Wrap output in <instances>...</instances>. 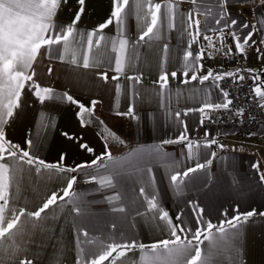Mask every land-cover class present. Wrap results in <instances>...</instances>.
Here are the masks:
<instances>
[{"label":"crops","instance_id":"1","mask_svg":"<svg viewBox=\"0 0 264 264\" xmlns=\"http://www.w3.org/2000/svg\"><path fill=\"white\" fill-rule=\"evenodd\" d=\"M152 2L163 3L164 0ZM179 7L182 12L187 13L193 5L190 0H181ZM112 8V0H86L85 13L78 24V29L87 32L96 28L108 18ZM76 9V0H68L59 11L57 21L70 23ZM227 10L239 20L251 25L255 24L257 16L264 12V6L260 5V0H251L245 5L229 4ZM199 18L203 27L205 18L203 15ZM149 22L150 16L145 17L143 12L137 15L134 9L126 18L125 35L129 39V45L124 54V73L117 81L111 80V76L115 75L114 71H109L107 83L99 78V74L108 68L109 60L114 61L115 53L112 51V38L116 35L114 26L103 30L105 39L101 41L99 47L93 44L91 51L88 52L90 67L87 69L82 67L83 50L78 51L77 60L80 62L78 64L70 63L71 55L65 56L64 61L49 60L46 55L37 57L33 64L36 72L34 79L42 87H52L57 94L67 91L86 107H91L92 100L100 101L92 114L101 118L111 133L119 138L108 136V148L113 159L119 162L117 167L126 168L127 173L119 178V182L113 178L112 185L100 188L97 182L85 183V177L79 173L61 174L55 170L44 169L37 173L26 164L20 166L12 162L9 171L8 204L0 225L6 226L7 220L12 216V209L17 210V214L21 208L26 212L37 210L53 191L65 186V180L61 177L68 175L78 177L74 190L86 201L93 203L90 204L86 218L77 217L73 206L63 202H58L59 207L50 206L46 213L41 214V218L21 217L17 226L19 231L13 230V235L8 239L0 238V264H18L19 260L27 259H31L33 264H77L80 248L94 246L77 244V225L81 226V232L88 231L89 238L97 245L100 242L103 244L119 242L121 234L125 237H134L145 245L163 239H174L170 236L166 223L159 220L158 209L147 208L139 193L141 186L145 187L146 194L157 195L174 222L176 212L183 208L186 223L193 226L191 210L187 207L189 200L198 201L205 208V218L211 219L214 223L223 219L220 215L223 209H228L229 215H233L231 209L236 204L240 205L241 212L253 208L257 212L264 211V185L259 184L258 176L251 168V164L259 161L260 170L264 171V132L249 136L236 130L206 127L213 136H216L219 143L225 145V148L220 150L213 145L215 147L212 146L210 151H216L217 157L212 165L195 174L190 181L185 178L187 183L181 186L182 194L174 189L170 176L176 171L182 172L186 167L194 166L197 154L200 162H203L204 149L201 148L199 153L193 149L192 160L187 159L186 150L182 155L180 144L163 145V151L168 154L166 157L152 151L161 146L160 142L163 139L178 135L177 127L171 121L166 122L163 105L166 104L172 110L174 118L176 110L201 106L205 95L201 89L211 90L213 102H217L220 96L218 90L212 88L211 80L206 81L204 85H200L198 81L184 84L182 73L178 72L175 79L171 77V73L177 71L178 66L183 64V49L186 46L185 43L179 42L177 32L161 30L158 38L150 34L149 37H145L144 42L135 44ZM208 34L213 35L215 39V34L211 32ZM254 39L257 43L246 48L245 65L247 69H253L255 74L260 75L264 73V58H259L261 53H264V45L259 43L261 40L259 33L254 35ZM224 42L232 47L234 45L227 33ZM165 43L169 45L167 54L163 51ZM200 44H206L202 37L198 43L192 45L191 51L194 54L199 51ZM217 47H220L218 41ZM257 47L261 49V53H257ZM41 51L43 52V49ZM208 51L212 49H207L204 59L200 61L203 64L199 73L201 75L206 74L209 68L216 73L224 66L223 52H216L209 57ZM49 65L53 69L52 75L47 71ZM162 70L169 74L168 87L163 91L155 83ZM137 75L140 76V83L133 89L128 77ZM261 80L264 81V75H261ZM117 84L120 85L119 93L116 91ZM133 95L134 110L138 119L117 115V112L127 111L129 105L133 103ZM78 111L76 106L67 101L52 100L42 105L26 86L20 106L14 109V117L10 118L6 126L7 136L24 148L26 134L31 132L33 140L38 141L33 151L40 159L55 163L60 153L65 152L67 157L64 164L74 167L83 161H91L103 152L106 138L89 123L81 127ZM198 117V113H193L186 118L190 136L203 135L204 128L199 129V133L192 131ZM261 129H264V125L259 130ZM65 132L79 140L66 138L62 135ZM120 140L124 143H120ZM81 143L95 149V153L90 154L82 150ZM133 149L137 153L135 157L130 156ZM137 160L141 161L142 167L152 168L155 173L154 184H150L152 179L150 174L146 171H137L131 166ZM83 171L94 173L95 169L93 167ZM100 172L104 178L109 175L104 173L103 169H100ZM234 179H239L243 185L245 190L243 197L237 194L233 185ZM205 184H208L207 188L204 187ZM118 194L121 196L120 200H115L111 204L105 199ZM112 207H124L125 213H113ZM112 223L117 224L116 229L111 227ZM109 236L113 239H109ZM201 239L203 240V237ZM200 248L202 259L207 264H236L237 259L242 260L243 264H264V217L257 215L244 223L239 240L231 242L219 240L214 248L209 241L204 240ZM191 254L194 255V251ZM84 259L89 260L90 264V257ZM102 264H159V262L154 259L153 251L146 247L144 250L134 248L127 251L124 256L113 253Z\"/></svg>","mask_w":264,"mask_h":264},{"label":"snow or ice","instance_id":"2","mask_svg":"<svg viewBox=\"0 0 264 264\" xmlns=\"http://www.w3.org/2000/svg\"><path fill=\"white\" fill-rule=\"evenodd\" d=\"M76 2L77 9L71 22L60 23L56 17L62 6L68 3V0H0V221H3L4 209L8 204L9 171L12 162L20 166L26 164L34 168L37 173H40L41 169L55 170L61 174L79 173L85 177V183L97 182L100 188L112 185L113 178H116L119 182V178L127 173L126 168L117 167L119 162L113 159L108 148L107 136H112L115 139L119 138L107 132L106 129L104 130L107 133L104 151L96 155L91 161H83L71 167L64 164L67 157L65 152L60 153L59 159L55 163H48L40 159L36 152L33 151L38 141L33 140L31 132L26 134L24 142L26 147L22 148L20 144L8 138L6 126L9 124L10 118L14 117V109L20 106L26 86L27 90L42 105L46 101L60 100L76 106L79 109L77 116L80 118L81 127L87 126L90 121H85L84 114L88 113L91 116L100 101L92 100L90 102L91 107H86L83 102L67 91L57 94L52 87H42L34 79L36 72L33 64L36 62L37 57L41 55H46L49 60L59 59L60 61H64L65 56L71 55L70 63L78 64L80 63L77 60L78 51L83 50L82 67L87 69L90 67L88 52L91 51L93 44L99 47L101 41L105 39L103 30L109 26H114L116 29V35L112 38V51L115 53L114 61L112 59L109 60L108 68L99 74V78L107 83L109 81V71H114L115 75L111 76V80H119L120 75L124 73V54L129 45V39L125 35V22L133 9L137 15L143 12L145 17L150 16V22L147 24L146 30L139 34L135 44L139 45L144 42L145 37H149L150 34L158 38L161 30L177 32L180 37L179 42L185 43L186 46L183 49V64L178 66L177 71L171 73V77L175 79L178 72L182 73L184 78L182 83L184 84L198 81L200 85H204L206 81L211 80L212 88L218 90L220 96L217 102H213L211 100V90L207 88L201 89L202 93L205 94L201 106L176 110L174 118L172 110L166 104L163 105L165 120L166 122L171 121L177 127L178 135L174 138L163 139L160 142L161 146L152 151L161 157H166L168 154L163 151V145L180 144L182 145V155H184L186 150L187 159L192 160L193 149H196L197 153H199L201 148L204 149L203 162H200L197 154L194 166L186 167L182 172L176 171L175 174L170 176V182L178 193H183L181 186L186 185L187 181L185 178L190 181L195 174L206 170L212 165L213 160L217 157L216 151H210L213 145L220 150L225 148V145L219 143L216 136H213L205 127L206 121L216 122V119H218V117L214 119L211 113L219 110L229 111L231 112L230 120L238 117L240 118L239 123H244L245 109L238 107L233 110L231 107L233 99L229 98V91L221 87L220 84L226 78H230L234 84L244 81L246 77L241 74V69L237 68L235 71L214 73L209 68L206 74L201 75L199 73L203 68V64L200 61L204 59L207 49H212V51L207 52L209 57L216 52H223L226 56L233 54V47L226 45L224 42L225 33L232 38L236 53L245 58L247 56L246 48H250L257 43L254 39L256 33L261 36L259 43L264 45V12L257 16L255 24L250 25L245 21L239 20L238 17L233 16L227 10L229 4L245 5L250 3L251 0H190L193 7L187 13L180 10L179 4L181 0H164L163 3H153L152 0H131V3L130 0H112L113 8L108 18L102 24L87 32H81L78 29V24L85 13L86 0H76ZM145 5H147L146 11ZM260 5L264 6V0H260ZM201 15L205 18L203 27L199 18ZM210 32L215 34V39L213 35L208 34ZM201 37L206 44H200L199 51L194 54L191 51L192 45L198 43ZM217 41L220 47H217ZM74 44L76 45L75 47L73 46ZM42 49L43 52L41 51ZM168 50L169 45L165 43L164 53L167 54ZM256 51L261 53L259 47L256 48ZM259 58H264V53H261ZM47 71L49 75H52L53 69L51 65H49ZM246 71L254 85L251 89L252 98L256 100L258 108L264 112V81L261 80V75H264V73L255 74L253 69H247ZM190 73L191 75H189ZM128 79L132 82L133 89L140 83L139 75L129 76ZM168 79L169 74L162 70L155 83L163 91L168 87ZM116 91L117 93L120 91L119 84L116 85ZM134 101L135 95H133V103L129 105L127 111L123 113L117 112L116 114L138 119L134 110ZM193 113H198L199 117L192 131L199 133V129L204 128L202 137L190 136V127L186 118ZM255 119L254 115L248 116L250 121H255ZM99 123L103 125V121H99ZM261 132H264V129L258 130V132L250 131L247 135L255 136L261 134ZM62 135L68 139L79 140V138L70 136L66 132L62 133ZM120 143H124V141L120 140ZM80 147L90 154L95 153V149L89 147L86 143H81ZM136 155V150L133 149L130 156L135 157ZM131 166L137 171H146L152 177L150 184L155 183V173L151 167H142L139 160ZM93 167L95 169L94 173L83 171ZM251 168L258 176L259 184L264 185V171L260 170L259 161L251 164ZM100 169H103L104 173L109 174L107 178L103 177ZM12 170L15 171V168ZM61 178L65 180V186L53 191L37 210L26 212L25 209L21 208L17 214V210L12 209V216L7 220L6 226L0 225V238L8 239L13 235V230L19 231L17 226L21 221V217L41 218V214L46 213L50 206L59 207L58 202L71 204L77 217L86 218L89 214L90 204L93 202L86 201L74 190L78 177L76 175H68ZM233 185L237 194L243 197L245 190L239 179H234ZM204 187L207 188L208 184H205ZM139 193L146 202L148 209H158L159 220L166 223L170 236L174 237V239H163L150 245H145L134 237H125L121 234L119 242L113 241L107 244L100 242L97 245L96 242L89 238V232H81V226L77 225V244L94 245L93 247L80 248L77 264H89V260L84 259V257H90V264H102L113 253L124 256L127 251H131L134 248L144 250L146 247L153 251L154 259L159 264H207L202 259L200 248L204 240L209 241L213 248L216 247L219 240L228 242L239 240L244 223L257 215L264 217V211L257 212L253 208L250 211L241 212L240 205L236 204L231 209L232 213H234L233 215H229L228 209H223L220 212L223 219L214 223L211 219L205 218V208L198 201L189 200L187 201V207L191 210L193 226L186 223V213L183 208L176 212L174 218L176 222H174L170 212L161 205L155 193L146 194L144 186L140 187ZM120 198L119 194L105 197L110 204L115 200H120ZM135 202L133 201V203ZM111 211L113 213H125V208L112 207ZM137 214H139V210H137ZM111 227L116 229L117 224L112 223ZM217 233L219 234L218 236ZM201 237H203V240ZM109 239L113 238L109 236ZM193 251L194 255L191 254ZM18 264H33V262L31 259L19 260ZM236 264H243V261L237 259Z\"/></svg>","mask_w":264,"mask_h":264},{"label":"built area","instance_id":"3","mask_svg":"<svg viewBox=\"0 0 264 264\" xmlns=\"http://www.w3.org/2000/svg\"><path fill=\"white\" fill-rule=\"evenodd\" d=\"M237 68L241 69L242 75H245L246 79L244 81L234 84L230 78H226L224 81H221L220 84L221 87L229 91V98L233 99L232 109L234 110L238 107H243L245 109L244 123L240 124V118L238 117L234 120H230L229 116L231 112L219 110L218 112L211 113L214 119L218 117L216 122L206 121L205 127L218 130H236L242 134H247L250 131L257 132L261 126L264 125V112L258 108L256 100L252 98L251 89L254 85L246 71L245 57L237 54L233 45V54L230 56L225 55L224 66L218 69L217 72L235 71ZM250 115L256 117L255 121L248 120V116Z\"/></svg>","mask_w":264,"mask_h":264},{"label":"trees","instance_id":"4","mask_svg":"<svg viewBox=\"0 0 264 264\" xmlns=\"http://www.w3.org/2000/svg\"><path fill=\"white\" fill-rule=\"evenodd\" d=\"M84 119L85 121H90V125H92L103 137H106L107 133L104 131L105 129L107 130V132L111 131L107 128V126L105 125V123L103 122V125H101L99 123V121H103L101 118L95 116L94 114H92L91 116H89L88 113L84 114ZM108 137V136H107Z\"/></svg>","mask_w":264,"mask_h":264}]
</instances>
